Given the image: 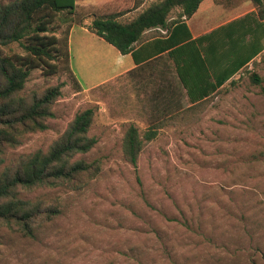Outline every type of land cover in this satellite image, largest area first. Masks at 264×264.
Masks as SVG:
<instances>
[{
  "label": "rangeland",
  "instance_id": "rangeland-1",
  "mask_svg": "<svg viewBox=\"0 0 264 264\" xmlns=\"http://www.w3.org/2000/svg\"><path fill=\"white\" fill-rule=\"evenodd\" d=\"M103 8L77 0L73 14L56 18L54 34L63 40L73 24L91 23ZM254 16L264 17V6ZM6 51L23 54L18 43ZM69 55L70 73L30 72L22 96L62 85L61 96L46 129L7 149L0 169L46 151L77 112L91 107L88 135L97 143L83 158L99 159L101 172L79 190L24 194L57 201L60 212L31 237L1 227L0 264H264V52L193 106L164 105L129 74L86 90L94 80L76 71L87 75L89 65ZM252 74L262 78L259 85ZM155 124L157 137L144 141L133 167L122 152L126 130L133 125L141 134Z\"/></svg>",
  "mask_w": 264,
  "mask_h": 264
},
{
  "label": "trees",
  "instance_id": "trees-1",
  "mask_svg": "<svg viewBox=\"0 0 264 264\" xmlns=\"http://www.w3.org/2000/svg\"><path fill=\"white\" fill-rule=\"evenodd\" d=\"M144 1L134 0V8ZM202 1L154 0L130 22H120V13L105 14L95 17L88 28L119 53H130L137 61L135 43L143 39L144 31L166 27L167 18L174 8H180L178 19L191 17ZM250 1L255 7L264 6V0ZM75 7L76 0H12L0 5V167L7 149L17 147L26 134L45 130L46 120L54 116L52 105L61 96L62 85L48 87L41 94L30 97L22 96L21 92L32 70L41 69L46 76L60 69L70 73L68 34L60 40L54 34L53 24L60 15L73 14ZM13 43L21 45L23 54L6 51ZM172 46L173 42H164L153 50V55L157 56ZM263 48L264 40L256 34L245 49L247 56L223 76L216 77L213 83L207 79L187 80L178 70L189 101L197 104L206 100ZM169 55L176 56L174 52ZM185 56L189 60L200 59L196 49ZM250 79L255 85L262 82L256 74H252ZM165 87L174 88L171 84ZM163 90V87L153 88L155 100ZM94 116L95 110L91 107L77 112L46 151L20 155L0 169V228L5 227L25 237L33 236L39 227L58 216L59 203L31 200L22 197L24 194L39 188L79 190L99 175L101 161H85L83 158L97 143L95 137L88 135ZM159 130L155 124L140 134L135 126H129L123 137L122 152L130 165L136 167L144 141L155 139Z\"/></svg>",
  "mask_w": 264,
  "mask_h": 264
},
{
  "label": "crops",
  "instance_id": "crops-1",
  "mask_svg": "<svg viewBox=\"0 0 264 264\" xmlns=\"http://www.w3.org/2000/svg\"><path fill=\"white\" fill-rule=\"evenodd\" d=\"M92 2L95 7H104L107 12L103 15L120 13L119 19L126 17L128 20L122 23H127L154 0H145L138 8H134V0H86L87 4ZM230 2L234 3L231 9L228 6ZM254 12L255 6L250 0H203L191 17L180 19L177 18L180 8H174L167 18L166 27L144 31L143 39L135 43L137 61L132 54L119 53L112 45L92 33L88 28L90 21L84 19L82 24H73L69 28L68 49L82 61V65H89L87 75L80 70L76 71L80 79L85 77L94 80L93 84L84 88L86 90L106 84L144 66L129 75L141 81L145 87L151 86L150 93L153 98V88L158 86L164 89L159 93L164 105L178 106L185 102L193 106L196 103L189 101L186 89L180 83L178 70L187 80L207 79L213 83L216 77L223 76L242 57L247 56L245 49L256 34L264 40V17L254 16ZM164 42H173L174 46L157 56L153 55V50ZM187 45L190 47H186ZM193 49L198 51L200 59L189 60L185 56L192 53ZM173 52L176 54L175 58L169 55ZM263 52L264 48L226 82L234 79ZM169 84L174 88L165 87Z\"/></svg>",
  "mask_w": 264,
  "mask_h": 264
}]
</instances>
